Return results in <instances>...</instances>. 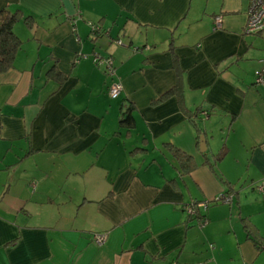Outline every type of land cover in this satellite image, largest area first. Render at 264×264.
<instances>
[{
	"label": "crops",
	"instance_id": "0c3cea01",
	"mask_svg": "<svg viewBox=\"0 0 264 264\" xmlns=\"http://www.w3.org/2000/svg\"><path fill=\"white\" fill-rule=\"evenodd\" d=\"M247 1L0 0L21 10L0 71V264H264ZM222 191L230 201H210Z\"/></svg>",
	"mask_w": 264,
	"mask_h": 264
},
{
	"label": "built area",
	"instance_id": "2783aa9c",
	"mask_svg": "<svg viewBox=\"0 0 264 264\" xmlns=\"http://www.w3.org/2000/svg\"><path fill=\"white\" fill-rule=\"evenodd\" d=\"M220 20L221 16L219 14H215L212 17V26L213 27H219L220 26ZM264 27V0H248L247 6H246V18L243 25V31L244 32H257L261 30ZM91 29L94 32L98 31L97 26H91ZM115 42L120 43L119 39H115ZM92 59L96 61V63L103 64L106 72L109 74L113 71V61L112 57L110 55L106 56H100L98 53H94L92 56ZM254 82L257 84H260L264 86V67L260 69H256L254 71ZM120 83L118 81H113L108 86V95L110 97H115L120 91ZM255 188L258 190V192H263L264 190V180L259 181ZM231 200V194L220 192L218 195H216L214 198H212L210 201H230ZM209 203V200L203 199V200H195L190 201L184 205L185 212L187 216H193L197 215L196 212L199 210V208L204 209L207 204ZM204 217L199 215L197 218V222L199 224L203 223ZM92 237L94 238V241L97 243H102L105 239V234L100 232H95L92 234Z\"/></svg>",
	"mask_w": 264,
	"mask_h": 264
},
{
	"label": "trees",
	"instance_id": "16d2710c",
	"mask_svg": "<svg viewBox=\"0 0 264 264\" xmlns=\"http://www.w3.org/2000/svg\"><path fill=\"white\" fill-rule=\"evenodd\" d=\"M20 14L21 10L18 8L11 11L6 8L0 9V71L10 66L14 53L19 47L20 39L13 31L12 24L20 16ZM24 21L26 23L30 22L28 15L24 16ZM128 110L129 109L127 108L121 112L120 122L129 123L131 121V115ZM224 151L225 148L222 147L218 152H216L214 155L215 159H219L224 154ZM173 153L176 156L180 155L176 148H173ZM183 158L185 159L178 161H180L179 163L181 168L187 171L193 166V163L188 160V156L183 155ZM259 246L262 245L259 244Z\"/></svg>",
	"mask_w": 264,
	"mask_h": 264
},
{
	"label": "rangeland",
	"instance_id": "374dc122",
	"mask_svg": "<svg viewBox=\"0 0 264 264\" xmlns=\"http://www.w3.org/2000/svg\"><path fill=\"white\" fill-rule=\"evenodd\" d=\"M245 33V32H244ZM245 35L252 37V48L255 49L254 52H256L255 58L253 61L247 64V69L251 70L254 72L256 69H260L264 67L263 63H258V59H264V34H253L251 32H246ZM260 52V53H258ZM254 77V74H252Z\"/></svg>",
	"mask_w": 264,
	"mask_h": 264
},
{
	"label": "water",
	"instance_id": "95a60500",
	"mask_svg": "<svg viewBox=\"0 0 264 264\" xmlns=\"http://www.w3.org/2000/svg\"><path fill=\"white\" fill-rule=\"evenodd\" d=\"M116 39H118V38H116ZM198 145H199L198 146L199 150L203 151L204 150V136H203L202 132L199 134V143H198Z\"/></svg>",
	"mask_w": 264,
	"mask_h": 264
}]
</instances>
